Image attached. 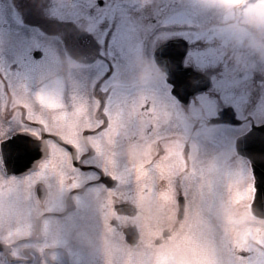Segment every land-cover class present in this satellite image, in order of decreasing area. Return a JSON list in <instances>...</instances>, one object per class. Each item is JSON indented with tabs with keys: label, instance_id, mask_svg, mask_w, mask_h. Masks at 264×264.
Masks as SVG:
<instances>
[{
	"label": "flooded vegetation",
	"instance_id": "flooded-vegetation-1",
	"mask_svg": "<svg viewBox=\"0 0 264 264\" xmlns=\"http://www.w3.org/2000/svg\"><path fill=\"white\" fill-rule=\"evenodd\" d=\"M21 1L15 0V4ZM100 1L67 0L66 8L57 5L58 0L25 3L31 22H48L54 26L50 36L54 45L45 56L43 52L38 55L32 51L9 61L8 69L15 75L22 74L14 77L16 84L0 85L6 97L2 103L0 142L27 132L46 140L47 154L29 172L33 179L5 173L8 181L0 183V241L10 248L0 251L1 264H105V244L109 243L116 248L122 245L121 252L130 262L138 254L149 256L153 246L167 243L183 230L177 220L179 200L168 181L159 177L153 180L148 168L149 179L138 182L134 167L147 165L159 154L164 158L178 156L187 163L189 171L194 168L199 180L185 176L174 180L178 197L185 198L186 218L194 211L190 206L191 194L201 193L199 186L203 180L211 200L218 199L215 151L227 134L220 128L228 129L230 125L213 123L212 119L230 106L242 120L240 125L256 122L257 117L263 115V58L238 46L230 33L224 37L216 31L204 43L206 41L196 31L186 34L184 29L173 30L169 25V36L159 45L185 38L189 42L186 53L177 46L164 51V67L159 66L161 71L151 81H140L132 75L133 61L125 74L127 80L119 74L110 80L115 70L110 58L118 57L109 48L112 42L120 41L119 16L129 15L138 23L139 35L132 44L140 50L130 51L131 54L135 57L148 54L156 61L155 49L143 52V44L152 32L163 28L162 22L169 11L149 7V0ZM227 26L229 28V24ZM67 56L83 61L80 70L67 75L71 87L78 79L90 80L95 75L93 67L99 63H105L107 69L96 78L95 100H90L82 88L80 91L87 98L76 100L77 94L69 91L72 98L52 105L48 129V123L36 118L45 110V105L37 98H32L30 103L21 97L24 91L33 93L37 82L29 85L21 80L62 73ZM198 72L210 77L211 86L186 96L188 91L202 84L201 78L196 76ZM175 87L181 91V98L173 93ZM129 143L138 145L135 153L144 152L145 156L122 167L120 156L123 153L119 148ZM234 150L231 146L220 147L226 157L223 172L226 164L233 160L226 156L229 151L250 166L248 157ZM54 151L61 152L58 160ZM46 161L52 162L47 170L43 167ZM77 161L80 163L72 168ZM84 164L88 167H83ZM220 181L227 182V179L222 176ZM246 197L249 198V194ZM128 202L136 206L135 215L120 206ZM85 213L95 233L101 237L100 245L93 250L82 248L71 238ZM130 226H136L139 233L135 245L125 238V229ZM166 229L169 235L155 244ZM149 230L156 231L157 236L149 239ZM66 245L70 246L66 248Z\"/></svg>",
	"mask_w": 264,
	"mask_h": 264
},
{
	"label": "rangeland",
	"instance_id": "rangeland-1",
	"mask_svg": "<svg viewBox=\"0 0 264 264\" xmlns=\"http://www.w3.org/2000/svg\"><path fill=\"white\" fill-rule=\"evenodd\" d=\"M4 3V0H0ZM157 0H149L150 4L156 3ZM8 1H6L7 3ZM168 9H173L174 11L169 14L165 19L163 17L162 25L164 28L155 30L152 32V36L149 40L144 42L145 49H149V53L154 49L155 45L159 42L165 40L169 35L167 34V28L165 25L178 26L176 28H182L183 26L188 31H204L210 27L220 24H234L235 35L240 31L239 26L245 25L249 32H253L255 37L252 38L253 44L260 46L264 50V0H176L175 3L171 1H164ZM156 9H159L157 5ZM161 9V8H160ZM241 9V14L238 11ZM160 15V13H159ZM240 15V16H239ZM127 17V18H126ZM126 17L120 15L119 20V33L120 41L112 42L110 45V51L115 52L118 58L111 59L110 61L115 70L110 77V80L117 78L119 74L122 78L126 79L125 74H128L130 69V62L134 60V53L131 54L130 51L140 50V47L136 44H132L133 40L137 39L139 35L138 23L130 18L129 15ZM23 24L17 19H15L13 13L10 11L9 22L3 28L2 31V41L0 42V85L3 83L16 84V78L20 76L22 72L15 75L13 71L8 69L9 61L15 57L29 54L35 47L46 55V52L53 49V40L49 37H44V34L39 28L34 29L37 25L31 24L30 22L23 21ZM170 29V28H169ZM185 30V31H186ZM45 34H50L45 32ZM253 35V36H254ZM60 40V39H59ZM201 41L203 46L204 42ZM203 43V44H202ZM249 44V41H245ZM210 45V44H209ZM149 47V48H148ZM129 51V54L126 52ZM29 60V59H28ZM95 75L88 81L81 79L76 80V85L71 87L67 76L64 77L62 73L54 75V77L38 79L36 83V88L34 92L28 93L23 92L21 97L24 100H29L32 103V98H37L42 104L45 105V110L37 114V119L46 122L48 129L51 126L52 120V105L62 102H66L72 94H77L76 100L81 98H87L86 94H83L80 89L84 88L88 93V98L90 100H95V81L101 73L107 69L105 63H99V66H94ZM36 79L34 76H30ZM23 83L33 84L32 79H22ZM105 84V83H104ZM104 84L102 86H104ZM28 85V86H29ZM16 89V88H14ZM70 91V92H69ZM5 99V91L2 86H0V119L2 118V103ZM44 107H42V110ZM77 113V111H74ZM264 114V111H263ZM227 134H224L221 140L217 144L215 154L217 155L218 161V174L217 177V193L218 199L211 200L208 192L205 191L201 193L194 192L191 194V206L196 208L200 201L203 199L207 203H212L215 205L217 212L221 213L223 216H231V211L233 208L238 207L241 209L243 215L233 217L237 220L253 219L257 222L264 223V220H259L248 214V202L246 195L249 193V180L250 172L249 165L245 164L244 160L240 157L229 153L226 156L233 158V160L226 164L225 172L223 168L225 167V154L220 151L222 146H231L233 140L230 138L229 134L233 135L240 132L243 127H228V129L220 128ZM79 141V138H77ZM53 154L57 157L62 156L61 152L54 151ZM145 153L139 152L134 155L121 154L120 160L122 167L128 166L132 161H140L144 158ZM225 177L227 182L220 181L221 177ZM23 177H29L33 179L32 174H25ZM8 181V176L2 173L0 169V183ZM202 184L206 186V182L202 181ZM241 189H248L247 191H241ZM222 197L226 199H222ZM222 199V200H221ZM233 206V208L231 207ZM192 215V214H191ZM189 221V220H188ZM187 221V222H188ZM150 231V230H149ZM155 233V231H153ZM150 237V235H149ZM175 240V239H174ZM171 240L166 245L161 247H154L153 251L149 253V256L137 255L132 262L128 261L126 256L122 251V245L112 247L111 243L105 244L104 251V262L105 264H203L202 260L196 253V251L189 250L187 246L179 243V239ZM173 241V242H172ZM117 249V250H116ZM120 249V251H118ZM2 257L0 256V264L2 263Z\"/></svg>",
	"mask_w": 264,
	"mask_h": 264
},
{
	"label": "snow or ice",
	"instance_id": "snow-or-ice-1",
	"mask_svg": "<svg viewBox=\"0 0 264 264\" xmlns=\"http://www.w3.org/2000/svg\"><path fill=\"white\" fill-rule=\"evenodd\" d=\"M0 149L6 153L9 163L16 167L27 166L39 152L38 147L22 134L5 139L0 144ZM51 163L45 162V170ZM79 163L77 161L72 164V168L75 169ZM83 167L88 165L84 164ZM146 168L153 173V180L157 177L166 179L178 200L174 180L181 176L200 179L194 168L189 171L187 163L175 155L164 158L158 154L156 158L148 161L147 165H136L133 171L138 182H146L149 179ZM112 178L116 179L114 175ZM199 187L203 195L205 186L201 184ZM247 190L241 189L242 192ZM250 191L253 200L256 193L254 181ZM199 201L179 238L180 244L187 246L189 250L194 249L203 264H264V223L253 219L237 220L231 216H223L212 203L203 199Z\"/></svg>",
	"mask_w": 264,
	"mask_h": 264
},
{
	"label": "water",
	"instance_id": "water-1",
	"mask_svg": "<svg viewBox=\"0 0 264 264\" xmlns=\"http://www.w3.org/2000/svg\"><path fill=\"white\" fill-rule=\"evenodd\" d=\"M176 43L181 44V46L178 47L181 48L182 51L187 50V42L185 40L183 39L171 40L161 45L156 50L157 59L159 60V58L161 57V53L163 51L167 50L169 47L173 46ZM160 65H162L161 62ZM205 83L206 85H210L209 79H205ZM206 87L208 86H205L204 84V86L198 87L192 93L203 90ZM173 92L178 94V91L175 89L173 90ZM230 115L231 117L226 119L224 117V112H223L221 113V117L215 119L214 121L215 122L227 121L230 123L239 122L236 119L234 112L233 114ZM22 135L27 136L30 139V142L38 147L39 152L37 153V155L33 156L32 162H30L27 166L16 167L9 163L6 153L1 149L2 159L5 167L9 171H15L17 173H23L29 171L45 155V143L43 140H38L37 138L26 134H22ZM236 148L238 149L239 152L242 153L244 152V154L246 153L251 158L254 175H255V184H256L255 199H253L251 203V211L252 213L255 214L256 217L264 219V124L253 125L252 128L247 133L238 137L236 140ZM183 211H184V205L180 203L179 218L182 217ZM133 230H135V227L130 228L126 232L127 233L126 238L131 244H135L138 239V233L136 231H135L136 233H133ZM4 246L6 245L0 243V249H4Z\"/></svg>",
	"mask_w": 264,
	"mask_h": 264
},
{
	"label": "clouds",
	"instance_id": "clouds-1",
	"mask_svg": "<svg viewBox=\"0 0 264 264\" xmlns=\"http://www.w3.org/2000/svg\"><path fill=\"white\" fill-rule=\"evenodd\" d=\"M82 67L83 61L67 56L64 58L61 71L67 76L69 73L80 70ZM160 71L161 69L157 62L148 54H140L133 60L132 75L140 81H151L157 77ZM137 150L138 145L131 143L124 144L119 148L121 153L128 155L134 154ZM71 238L86 250H93L101 243V237L95 233L87 213H85L82 222L71 233ZM69 246L66 245V248Z\"/></svg>",
	"mask_w": 264,
	"mask_h": 264
}]
</instances>
